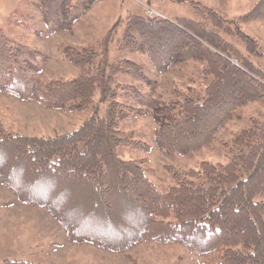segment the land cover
<instances>
[{
  "label": "trees",
  "instance_id": "16d2710c",
  "mask_svg": "<svg viewBox=\"0 0 264 264\" xmlns=\"http://www.w3.org/2000/svg\"><path fill=\"white\" fill-rule=\"evenodd\" d=\"M98 1L42 0L41 34L70 32ZM194 11V19L128 15L123 26L113 24L97 49L66 53L78 68L71 79H41L43 54L0 29V94L61 112L93 108L67 134L1 135L0 183L23 204L45 208L73 243L114 252L142 242L177 244L201 258L214 254L216 264H264V111L235 135L227 163L202 161L197 169L173 171V184L163 192L147 178L141 160L120 159L115 151L121 144L149 150L118 128L129 118L152 117L158 148L188 156L211 144L237 108L264 105V53L238 25L264 20V0L237 20L206 6L196 5ZM223 34L239 37L246 54L237 53ZM111 45L145 54L160 72L200 63L206 80L202 97L162 103L129 84L119 92L111 87L119 73L144 82L152 92L155 84L146 79L143 65L111 61ZM253 56L263 59L262 67ZM99 104L104 107L100 115Z\"/></svg>",
  "mask_w": 264,
  "mask_h": 264
},
{
  "label": "rangeland",
  "instance_id": "374dc122",
  "mask_svg": "<svg viewBox=\"0 0 264 264\" xmlns=\"http://www.w3.org/2000/svg\"><path fill=\"white\" fill-rule=\"evenodd\" d=\"M41 2L0 0V29L12 40L43 54L44 58L39 59V76L48 80L75 77L78 68L69 63L66 53L80 47L97 49L103 35L113 24L123 26L124 19L130 14L145 15L153 9L155 16L165 19H194V7L200 5L228 20H237L257 0H100L91 6L70 32L50 37L41 34L45 30L40 13ZM238 25L245 35L257 41L258 51L264 53V20ZM223 37L237 53L246 54L245 45L239 37L224 34ZM121 58L143 65L146 79L155 84L152 92L144 82L119 73L113 75L111 87L118 88L121 93L124 92L122 85L129 84L162 103L181 101L186 96L201 98L203 95L206 80L200 74L201 64L198 62L188 61L160 72L145 54L118 51L111 45L109 59L114 61ZM251 59L262 67L263 59L259 56ZM232 60L236 61L235 58ZM119 100L123 101L122 98ZM129 103L139 107L134 99H130ZM103 109V105L99 104L98 115L102 114ZM262 111L264 105L259 101L237 108L232 119L217 131L211 144L188 156L166 154L158 148L154 139L156 124L152 117L129 118L120 122L118 128L126 139L140 140L149 150L146 152L121 144L115 151L120 159L141 160L147 178L158 191L163 192L173 184V171L197 169L202 161L227 163L235 135L248 127L252 118H259ZM92 112L93 108L75 113L61 112L0 94V136L8 133L45 137L67 134L90 117ZM215 257L214 254L203 258L195 256L186 247L177 244L142 242L129 250L114 252L92 244L73 243L68 240L57 219L45 208L23 204L0 183V263L4 260H21L34 264H216Z\"/></svg>",
  "mask_w": 264,
  "mask_h": 264
},
{
  "label": "built area",
  "instance_id": "2783aa9c",
  "mask_svg": "<svg viewBox=\"0 0 264 264\" xmlns=\"http://www.w3.org/2000/svg\"><path fill=\"white\" fill-rule=\"evenodd\" d=\"M147 14L149 16H153L155 14V12L152 9H150V10L147 11Z\"/></svg>",
  "mask_w": 264,
  "mask_h": 264
}]
</instances>
